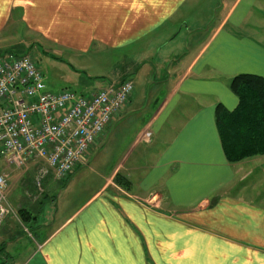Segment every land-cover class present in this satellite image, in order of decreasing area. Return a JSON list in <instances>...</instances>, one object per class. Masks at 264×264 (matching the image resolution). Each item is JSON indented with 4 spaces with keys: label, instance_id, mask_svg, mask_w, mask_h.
<instances>
[{
    "label": "crops",
    "instance_id": "crops-1",
    "mask_svg": "<svg viewBox=\"0 0 264 264\" xmlns=\"http://www.w3.org/2000/svg\"><path fill=\"white\" fill-rule=\"evenodd\" d=\"M21 35L69 60L129 49L103 86L134 89L67 177L0 157V264H264V155L228 162L215 121L234 75L264 77V0H0V54Z\"/></svg>",
    "mask_w": 264,
    "mask_h": 264
},
{
    "label": "built area",
    "instance_id": "built-area-1",
    "mask_svg": "<svg viewBox=\"0 0 264 264\" xmlns=\"http://www.w3.org/2000/svg\"><path fill=\"white\" fill-rule=\"evenodd\" d=\"M133 89L123 80L89 95L48 91L29 54H0V157L16 168L40 162L44 172L67 177L106 134ZM7 190V176L0 174V225L14 214Z\"/></svg>",
    "mask_w": 264,
    "mask_h": 264
},
{
    "label": "rangeland",
    "instance_id": "rangeland-1",
    "mask_svg": "<svg viewBox=\"0 0 264 264\" xmlns=\"http://www.w3.org/2000/svg\"><path fill=\"white\" fill-rule=\"evenodd\" d=\"M31 39L32 37L27 40H23L22 35L20 37H16L14 39L16 42H12L8 45L7 49L11 53L17 55L26 53L29 54L37 67L43 73L45 85H47L49 90L53 92L69 90L74 92L76 95H89L98 89H102L104 87L103 85H105L109 80L113 81L120 78L122 71L126 68L133 67V63H135L129 49L121 52L103 50L96 55L88 54V56L84 58L69 60L66 57H57L51 51L46 53V51H44V46L43 49H41L35 45H30L29 40ZM142 89L143 87L141 86L137 89V92L139 91L138 98H140L141 93L142 95L146 94V91H143ZM131 126L134 127L132 132L134 134L136 132L134 123H132ZM131 126H127L128 128L126 129V132L130 131ZM130 143L131 141L129 140L125 144L126 147L124 152L130 149ZM103 144H105V142ZM103 144L101 146L98 145L94 152H102L101 149ZM111 146L112 143L107 148H110ZM119 148H123V145L121 147L119 145L117 149ZM112 153L113 155H109L107 160L104 159L105 162H101L100 166L103 167L104 173H107V171L112 169L113 165H115L118 161L116 158L120 153L117 154V150L115 152L113 150ZM91 161L92 160L89 159L87 162L88 166L83 168H88L90 166L93 167L91 165ZM96 162L100 163L98 159ZM93 168L98 170L95 167ZM79 181V177H77L72 183V185L75 186L74 189H76V185ZM58 186L61 187L60 183Z\"/></svg>",
    "mask_w": 264,
    "mask_h": 264
},
{
    "label": "trees",
    "instance_id": "trees-1",
    "mask_svg": "<svg viewBox=\"0 0 264 264\" xmlns=\"http://www.w3.org/2000/svg\"><path fill=\"white\" fill-rule=\"evenodd\" d=\"M229 88L238 99L235 109L222 104L215 108V121L224 155L228 162L264 155V77L240 73L234 75ZM115 181L127 185L121 174Z\"/></svg>",
    "mask_w": 264,
    "mask_h": 264
}]
</instances>
